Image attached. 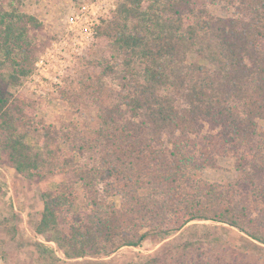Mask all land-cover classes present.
<instances>
[{"label":"trees","instance_id":"obj_1","mask_svg":"<svg viewBox=\"0 0 264 264\" xmlns=\"http://www.w3.org/2000/svg\"><path fill=\"white\" fill-rule=\"evenodd\" d=\"M25 5L0 0V150L27 177L72 173L75 179L41 194L37 232L59 227L79 183L87 218L69 217V231L59 237L74 259L110 257L151 235L167 237L209 220L263 249L264 0H120L93 37L109 54L91 60L81 80L98 107L90 137L38 123L18 92L35 70L32 30L44 26ZM206 123L212 129L203 134ZM35 133L44 136V149L28 141ZM230 154L252 185L251 202L243 188L198 174ZM205 238L182 245L187 262L207 253L211 237ZM163 261L170 264L166 253L140 264Z\"/></svg>","mask_w":264,"mask_h":264},{"label":"rangeland","instance_id":"obj_2","mask_svg":"<svg viewBox=\"0 0 264 264\" xmlns=\"http://www.w3.org/2000/svg\"><path fill=\"white\" fill-rule=\"evenodd\" d=\"M85 1L88 0H26L24 9L38 16L44 26L32 30L38 52L35 70L18 92L31 103V116L38 123L53 126L59 131L78 132L90 137L98 127V107L91 100L90 92L84 90L81 80L91 60L109 54L106 44L101 41L94 43L92 38L84 51L73 58H67L65 63H58V68L50 69L52 79L41 77L36 65L42 55L51 58L50 55L60 49L67 55L71 53L70 47L64 44L67 19ZM211 8L215 14L225 15L218 6L213 5ZM113 12H108L102 21L111 18ZM190 58L193 61L199 59L196 56ZM211 129L206 123L203 134L209 133ZM28 141L34 147L44 149L43 135L35 133L30 135ZM63 148L69 153L67 145H63ZM240 168L237 157L230 154L218 157L214 165L199 169L198 174L210 183L232 186L233 190L243 188L248 192V201L251 202L255 192L251 191L252 185L247 183V175ZM73 180L72 173H49L42 179L22 175L0 150V264H140L151 256L163 253L170 258V264H216L222 261L227 264H264V247L259 249V245H255L259 242L239 233L236 228L211 220L192 221L182 231L167 237L163 234L151 235L141 246H124L110 257L74 259L60 246L59 237L69 231V217L77 215L84 220L87 218V194L79 183L73 190L75 198L69 208L70 212L62 216L59 227L44 234L36 230L42 212L41 194L55 191L61 182L69 183ZM111 200L117 205L121 202L120 196H113ZM207 235L211 237L206 241L205 248L210 247L205 249L207 253L197 252L187 262L191 255L183 251L182 245L190 241L198 245ZM207 256H211L210 263L206 260ZM160 264L165 263L163 261Z\"/></svg>","mask_w":264,"mask_h":264},{"label":"built area","instance_id":"obj_3","mask_svg":"<svg viewBox=\"0 0 264 264\" xmlns=\"http://www.w3.org/2000/svg\"><path fill=\"white\" fill-rule=\"evenodd\" d=\"M119 1L120 0H88L82 3L76 12L67 19V32L64 44L68 46V48L70 47L71 53L67 55L60 49L59 51L57 50L55 54H51V58L42 55L36 63L38 72L42 75L41 77H44V79H52V76L49 75L52 67L58 68V63H65L67 58H73L76 54L80 53V51H84L92 41L102 19L107 17V13L111 10H116ZM50 61H54V63L51 64ZM57 70L58 69H55V71ZM55 80L58 81V78L56 77Z\"/></svg>","mask_w":264,"mask_h":264}]
</instances>
